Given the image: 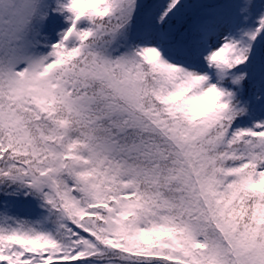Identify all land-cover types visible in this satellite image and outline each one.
Listing matches in <instances>:
<instances>
[{
  "label": "snow or ice",
  "instance_id": "6c2138e0",
  "mask_svg": "<svg viewBox=\"0 0 264 264\" xmlns=\"http://www.w3.org/2000/svg\"><path fill=\"white\" fill-rule=\"evenodd\" d=\"M0 264H264V0H0Z\"/></svg>",
  "mask_w": 264,
  "mask_h": 264
}]
</instances>
